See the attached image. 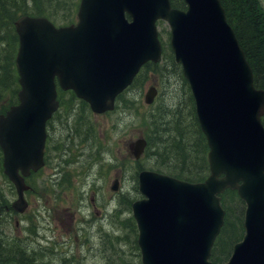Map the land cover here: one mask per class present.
Returning <instances> with one entry per match:
<instances>
[{"label":"water","instance_id":"water-1","mask_svg":"<svg viewBox=\"0 0 264 264\" xmlns=\"http://www.w3.org/2000/svg\"><path fill=\"white\" fill-rule=\"evenodd\" d=\"M185 2L186 10L170 0H81L76 23L56 26L32 15L15 20L19 102L0 114L4 172L18 193L12 205L26 211V177L44 166L46 124L59 106L56 77L95 114L113 110L143 65L161 60L157 21L165 20L207 137L210 174L190 182L139 172L143 198L132 208L142 262L213 264L211 251L225 221L220 194L231 189L246 204L245 234L225 264H264V89L254 84L221 0ZM157 93L150 87L145 102L153 103ZM146 145L138 137L127 146L140 159ZM119 188L116 178L111 190Z\"/></svg>","mask_w":264,"mask_h":264},{"label":"rangeland","instance_id":"rangeland-1","mask_svg":"<svg viewBox=\"0 0 264 264\" xmlns=\"http://www.w3.org/2000/svg\"><path fill=\"white\" fill-rule=\"evenodd\" d=\"M158 29L165 45L162 60L153 63L155 67L141 69L134 84L121 94L122 99L118 96L112 111L95 114L72 91L61 92L62 106L47 128V162L28 177L32 188L29 206L22 215H1L2 239L16 240L28 248L37 264H141L132 209V202L143 197L138 173L143 169L169 173L181 166L175 154H169L170 161L162 159L149 141L158 135L166 137L159 144L162 150L165 145L175 146L181 135L194 142L199 134L190 86L169 48L170 26L161 21ZM16 45L14 41L3 43L8 52ZM152 86L158 93L154 102L147 104L145 94ZM7 97L4 92L0 105L6 104ZM140 136L148 140L147 154L135 160L127 145ZM69 145L72 151L64 153ZM61 151L73 161L63 164ZM186 152L199 159L193 148ZM2 163L0 149V205L17 198ZM116 178L120 181L117 192L111 190ZM225 199L228 202L230 195ZM240 202L243 223L245 203Z\"/></svg>","mask_w":264,"mask_h":264},{"label":"trees","instance_id":"trees-1","mask_svg":"<svg viewBox=\"0 0 264 264\" xmlns=\"http://www.w3.org/2000/svg\"><path fill=\"white\" fill-rule=\"evenodd\" d=\"M173 6L185 8L184 0H171ZM226 11L228 22L233 27L240 45L242 46L246 58L252 66L255 85L264 89V7L263 0H221ZM79 0H0V98L4 92L8 93L6 104L0 105V114L5 113L10 105L18 102L17 90V70L15 66V55L17 51L8 52L3 47V43L10 45L13 41L18 43V36L15 31L14 22L19 13L32 14L36 16H46L56 24L64 25L73 22L75 12L78 8ZM146 68H152L157 64L147 63ZM141 73L138 75V77ZM136 77V79L138 78ZM135 79V81H136ZM134 81V82H135ZM133 85V84H132ZM121 95V94H120ZM123 95L120 96L122 99ZM194 111V110H193ZM198 123L197 117L195 116ZM152 118L150 117V120ZM264 124V116L262 118ZM156 123L152 120V125ZM159 132H155L158 135ZM197 139L192 142L183 136L174 142V145H165L159 149L160 143L166 137L158 135L153 141H149V146L159 151V156L165 161H170L169 154H175L180 162L178 170L171 169L168 174L193 182L205 180L209 173L208 144L198 123ZM191 141V146L188 141ZM192 147L196 153L199 152V159L190 158L189 153ZM158 148V149H156ZM70 152L71 147H68ZM148 149V146H147ZM146 149V150H147ZM66 150V149H65ZM61 162L73 161V158H65L63 151ZM203 153V156L201 155ZM147 154V153H146ZM72 156L74 154L71 153ZM47 157V156H46ZM230 195L231 199L226 202L225 196ZM237 192L226 190L222 195V205L226 210L225 225L218 236L210 259L213 264H224L231 256L233 246L242 239L244 225L242 223V210L240 201L237 199ZM240 200V201H239ZM245 203V202H244ZM227 204L233 205L228 207ZM231 211V215H230ZM239 211V213L237 212ZM234 220V222H233ZM1 223V221H0ZM1 237V234H0ZM28 248L16 240H6L0 238V264H37L35 254L29 253Z\"/></svg>","mask_w":264,"mask_h":264},{"label":"flooded vegetation","instance_id":"flooded-vegetation-1","mask_svg":"<svg viewBox=\"0 0 264 264\" xmlns=\"http://www.w3.org/2000/svg\"><path fill=\"white\" fill-rule=\"evenodd\" d=\"M58 89H59V87H58ZM47 145H48V139H47V143H46V147H47ZM69 147H71L70 145H69ZM1 149V148H0ZM2 150V149H1ZM64 153H69V149L67 148L66 150H64ZM2 154H3V151H2ZM46 159V158H45ZM47 162V161H46ZM26 182L28 183V178L26 179ZM13 184V183H12ZM29 184V183H28ZM14 185V184H13ZM15 188V187H14ZM15 190H16V188H15ZM32 190V188H31V185H30V189L29 190H27L26 192H25V198L27 199V201L29 202V199H28V192L29 191H31ZM16 192H17V190H16ZM17 198H18V193H17ZM16 198V199H17ZM15 199V200H16ZM93 199V198H92ZM14 200V201H15ZM13 201V202H14ZM13 202H11V204H1L0 205V216L3 214V213H5V214H8L9 215V217L10 216H14V215H22L23 213H19V212H17L15 209H14V207H13ZM25 213V212H24ZM0 221H2L1 220V218H0ZM16 225L18 226L19 225V221L17 220L16 221ZM12 239H14L13 237H12ZM139 255H140V260H141V264H142V255H141V251H140V253H139Z\"/></svg>","mask_w":264,"mask_h":264},{"label":"bare ground","instance_id":"bare-ground-1","mask_svg":"<svg viewBox=\"0 0 264 264\" xmlns=\"http://www.w3.org/2000/svg\"><path fill=\"white\" fill-rule=\"evenodd\" d=\"M235 35H236V32H235ZM236 37H237V35H236ZM237 39H238V37H237ZM263 116H264V114H263ZM263 116H262V118H263ZM182 136V135H181ZM0 218H1V216H0ZM1 238V237H0Z\"/></svg>","mask_w":264,"mask_h":264}]
</instances>
